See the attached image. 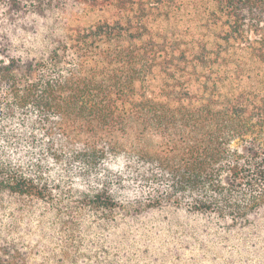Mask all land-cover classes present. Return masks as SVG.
<instances>
[{
  "label": "trees",
  "instance_id": "16d2710c",
  "mask_svg": "<svg viewBox=\"0 0 264 264\" xmlns=\"http://www.w3.org/2000/svg\"><path fill=\"white\" fill-rule=\"evenodd\" d=\"M218 253L264 264V0H0V264Z\"/></svg>",
  "mask_w": 264,
  "mask_h": 264
},
{
  "label": "rangeland",
  "instance_id": "374dc122",
  "mask_svg": "<svg viewBox=\"0 0 264 264\" xmlns=\"http://www.w3.org/2000/svg\"><path fill=\"white\" fill-rule=\"evenodd\" d=\"M162 215H167V216H170L171 214H170V212L169 213H167V214H162ZM161 215V216H162ZM228 249L227 248H224L223 249V251L225 252V251H227ZM218 262H220V263H224V262H226V264H229V263H227V260H226V253H218ZM234 264H238V263H234Z\"/></svg>",
  "mask_w": 264,
  "mask_h": 264
}]
</instances>
